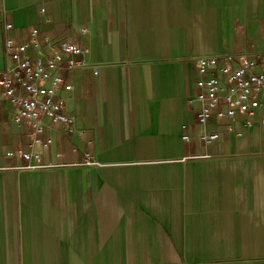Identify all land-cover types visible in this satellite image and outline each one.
Segmentation results:
<instances>
[{
	"label": "crops",
	"instance_id": "obj_1",
	"mask_svg": "<svg viewBox=\"0 0 264 264\" xmlns=\"http://www.w3.org/2000/svg\"><path fill=\"white\" fill-rule=\"evenodd\" d=\"M35 29L87 66L60 73L73 122L40 167L1 110L0 264H264L263 128L214 119L205 145L188 102L197 57L264 50V0H0V69Z\"/></svg>",
	"mask_w": 264,
	"mask_h": 264
},
{
	"label": "built area",
	"instance_id": "obj_2",
	"mask_svg": "<svg viewBox=\"0 0 264 264\" xmlns=\"http://www.w3.org/2000/svg\"><path fill=\"white\" fill-rule=\"evenodd\" d=\"M12 27L5 24V29ZM38 31H32L31 42L15 43L10 37L4 40L7 65L0 69V119L1 110L11 113V121L17 126L29 124L31 127L30 148L17 149L8 156L21 157L28 161V168L40 167L37 161L41 154L37 147H49L53 140L43 136L45 130L54 125L67 126L73 117L66 114L64 99L59 96L62 88L72 89L61 76L63 70H74L87 66L83 58L84 50L73 43L48 40L46 48L51 54L41 52L37 40ZM197 91L188 98L196 103L197 123L203 127L197 138L205 145L219 136L218 130L207 127L214 119L226 121L231 129L240 120L244 129L258 123L264 139V50L242 54L202 55L195 59ZM183 128L186 125L183 124ZM239 133V131H238ZM190 140L191 135H184ZM60 154L56 153L58 157ZM208 156V155H206ZM85 165H96L87 156Z\"/></svg>",
	"mask_w": 264,
	"mask_h": 264
}]
</instances>
